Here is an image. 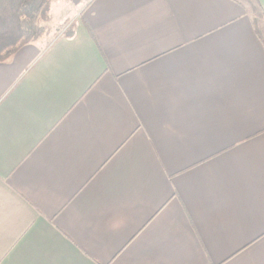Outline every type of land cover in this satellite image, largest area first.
Segmentation results:
<instances>
[{
  "label": "crops",
  "instance_id": "crops-1",
  "mask_svg": "<svg viewBox=\"0 0 264 264\" xmlns=\"http://www.w3.org/2000/svg\"><path fill=\"white\" fill-rule=\"evenodd\" d=\"M51 11L0 63V264H264V0Z\"/></svg>",
  "mask_w": 264,
  "mask_h": 264
},
{
  "label": "trees",
  "instance_id": "trees-1",
  "mask_svg": "<svg viewBox=\"0 0 264 264\" xmlns=\"http://www.w3.org/2000/svg\"><path fill=\"white\" fill-rule=\"evenodd\" d=\"M52 1L0 0V63L47 33L53 20Z\"/></svg>",
  "mask_w": 264,
  "mask_h": 264
},
{
  "label": "rangeland",
  "instance_id": "rangeland-1",
  "mask_svg": "<svg viewBox=\"0 0 264 264\" xmlns=\"http://www.w3.org/2000/svg\"><path fill=\"white\" fill-rule=\"evenodd\" d=\"M59 18V12L55 13V20L57 21ZM75 18H70L66 24L64 25H58L56 24V21H52L49 25H47V33L45 35H52L53 37L58 36L59 33H63L64 35L67 33L69 34L73 28V25L71 24L74 21ZM67 27V28H66Z\"/></svg>",
  "mask_w": 264,
  "mask_h": 264
}]
</instances>
